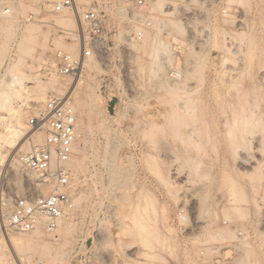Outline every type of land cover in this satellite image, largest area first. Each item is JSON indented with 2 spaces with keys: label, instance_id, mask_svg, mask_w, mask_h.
I'll return each instance as SVG.
<instances>
[{
  "label": "rangeland",
  "instance_id": "1",
  "mask_svg": "<svg viewBox=\"0 0 264 264\" xmlns=\"http://www.w3.org/2000/svg\"><path fill=\"white\" fill-rule=\"evenodd\" d=\"M15 1L23 2L24 6L21 8H25V11L18 9L21 10L18 12L19 23L13 28L14 32L10 31L11 45L0 59V82L6 83L11 78L10 74L5 73V68L15 53V40L12 38L27 26L32 28L35 41L30 44L31 48L29 46L27 52L23 51L21 57L23 56L27 73L33 80L28 81L23 97L14 100V106H23L22 111L28 123L38 108L40 110L45 105L35 101L33 97L38 90L37 86H49L48 91L53 87L51 78H58L68 85L66 92L74 88L71 79L53 75L54 73L46 74L44 71L46 65L54 67L56 51L70 53L68 45L73 47L74 39L67 36V32L61 28L63 26L58 24L60 15L54 11L52 4L55 0H51L52 5H48L50 0ZM152 1L155 0L147 1L145 11L150 13L147 16L155 13L157 20L145 27L151 33V39L157 35L159 40H153L149 49L155 50L158 45L163 50L155 63L158 74L152 69V59L140 51H143V44H139L135 50V63L148 84L145 93L139 97L137 95L138 98L132 105L126 103L122 83L118 87L119 73L115 69L113 76L116 89L120 92H115L110 103L104 89H101L103 84L100 69L97 67L94 71L96 74L92 73L101 83L96 90L98 97L105 100L107 108L110 107V110L107 109L110 112L108 111L106 125L110 129L112 152L117 154V161L124 167L121 182L110 194L95 190L98 179H103V184L108 186L110 173L96 164L93 157L91 148H101L105 144V137L97 129L98 120H93L90 126L93 128L85 136L89 150L85 152L88 171L87 174H81L82 180H87L83 191L90 198L88 202H83V206H76V216L73 217L75 229L70 244L65 248V262H52L264 264V179H261L264 178V0H165L161 10L150 12ZM84 3L83 5L87 4ZM9 4L11 5L10 2ZM109 7L113 9L114 6L111 4ZM128 19L132 21L131 18ZM110 23L116 34L112 21ZM116 25L118 26L117 22ZM131 26L129 24V29L132 28L131 31L134 32V27ZM81 29L79 22V30ZM130 34L123 41H116L120 55L128 54L126 39ZM161 39L168 48L158 44ZM55 42H61V46H57ZM1 45L0 42V50ZM170 69L180 72L178 81L172 82L168 78ZM35 78L42 84L37 83ZM171 89L172 92L174 89L173 94ZM2 91L9 90L2 87ZM0 93L2 94L1 91ZM53 95L58 94L50 89L47 99ZM98 103L101 101H97ZM29 106L31 108L28 110ZM134 107H138L139 112L136 113ZM0 111V115H7L0 117L1 135L11 118L4 110ZM236 115L239 119L250 117L258 125L255 124L251 132L247 130L250 134L241 130L240 126L239 129L236 127L237 130L235 126L234 130L233 127L230 130L228 126L234 125ZM78 118H81L79 112ZM176 123L181 126L177 127ZM176 127L180 129V134L175 130ZM238 130L242 133L244 131L247 136L244 133L239 135ZM230 131L238 133L235 132L236 136L232 133L230 137ZM37 133L33 135V140ZM228 135L230 138L237 137V140L234 138L235 140L230 141ZM26 139L30 144L29 136ZM77 140L78 146L86 149L84 139L81 137ZM92 141L94 144H91ZM241 158L245 162L249 160L247 164L257 159L261 161L256 167L258 170L251 172L253 177L258 175L255 177L257 181L263 175L259 183L254 182L255 178H251V173L242 174L243 171L238 169L241 164L239 162L243 160ZM238 170L242 171L241 174ZM231 184L236 188L234 197L238 200L243 196L241 203L239 200L232 204ZM96 201L100 204L99 207ZM236 209L241 210V214ZM69 218L71 216L67 221L71 222ZM62 233L63 228L59 235L56 233L51 236L48 233L45 239L57 240ZM81 239L86 245L79 248ZM79 249L82 250L78 254L80 257L78 261H74V252L77 254ZM34 257L40 260V255L36 254ZM46 260L42 262L53 264Z\"/></svg>",
  "mask_w": 264,
  "mask_h": 264
},
{
  "label": "built area",
  "instance_id": "2",
  "mask_svg": "<svg viewBox=\"0 0 264 264\" xmlns=\"http://www.w3.org/2000/svg\"><path fill=\"white\" fill-rule=\"evenodd\" d=\"M80 1L54 2L56 13L68 11L78 14L82 26L81 31L77 32L80 53L74 55L58 50L54 67L46 65L44 71L46 74L55 73L68 77L73 81L74 88L64 96L50 97L39 113L30 118V146L18 156L16 169L7 165L0 166V241L8 230L22 234L34 232L42 220L46 231L53 233L60 221L73 213L71 192L74 180L70 162L77 142L78 120L73 106V94L78 84L86 82L89 63L94 61L100 69L103 84L101 89H104V94L109 99L111 95L115 96L116 91L120 92L116 89L113 76L115 69L119 73L118 87L122 83L126 103H135L148 87L145 76L135 63V50L142 43V33L132 32L128 35V54L120 55L109 14L97 0H93L80 13ZM129 3V17L144 27L151 26V22L147 24V0H129ZM10 13V4L6 0H0V19ZM169 77L172 82H176L180 79V72L170 69ZM37 132L43 134L41 142H34L32 139ZM80 242L79 248L86 245L82 239ZM81 252V249L77 254L74 252L72 259L78 261V254ZM36 262L26 260L19 264H37Z\"/></svg>",
  "mask_w": 264,
  "mask_h": 264
},
{
  "label": "bare ground",
  "instance_id": "3",
  "mask_svg": "<svg viewBox=\"0 0 264 264\" xmlns=\"http://www.w3.org/2000/svg\"><path fill=\"white\" fill-rule=\"evenodd\" d=\"M8 3L10 2L11 5L13 7H11V13L8 16H5L3 18L0 19V42L2 43V47L0 50V59L3 55H5V53H7V49L9 48V46L11 45V43H9V35H10V31L13 30L14 27H16V23H19V16H18V12L22 10L25 11V8H21L24 6L23 2H18L16 3L15 0H6ZM37 1V0H36ZM87 3L86 5H83L84 2ZM93 1V0H92ZM91 0H81L80 1V6H79V12L82 13V11L86 8V6H88L91 2ZM101 6L106 10V12L109 14L111 21L115 27L116 30V41L117 42H121V40L123 41L125 39V36H127V34H130V32H132L131 30H133L132 28L129 29V24H132L131 27H134V32H140L143 35V40H142V44L141 45L142 50L141 51L142 54H145V56H149L152 60V69H154L153 71L156 72L158 74V72L156 71V69H158V67L155 65V63L157 62V57L159 56L160 52L163 50L158 48V45L156 47L155 50L152 49V51L149 49V46L151 44V42L154 40H159L158 36L156 35L155 37L157 38H153L151 39V33L149 32V30L139 24H134L136 22H134V20L132 19V21H130L128 18L129 15L127 13V10L129 8V0H97ZM148 2L150 0H147ZM165 0H155L151 2V9L150 12L153 10H161L162 6H163V2ZM213 1V0H212ZM247 1V0H245ZM50 4L48 5H52L54 6V1L51 4V0L49 1ZM83 2V3H82ZM90 2V3H88ZM214 2V1H213ZM239 2V1H238ZM84 3V4H85ZM165 3V2H164ZM113 4V9L110 8L109 6ZM237 4V3H236ZM149 5V4H148ZM211 6V5H210ZM249 6V5H248ZM51 7V6H50ZM112 7V6H111ZM13 8V11H12ZM18 11V9H20ZM38 10V9H37ZM123 11L125 12V14H123ZM21 12V13H22ZM110 12V13H109ZM35 13V12H34ZM246 13V12H245ZM60 15V19H59V23L62 29H64L65 33L67 34V36H71L74 39V46L71 47L68 45V48L70 50V53L74 54V55H78L79 53V41L76 40L75 37H77V32L81 31L79 30V18H78V14L77 13H72V12H68V11H64L61 13H57ZM150 14V13H148ZM155 14V13H154ZM153 14L150 16H147V24H149L150 22L157 20ZM241 14V13H240ZM127 15V16H126ZM254 15V14H253ZM255 16V15H254ZM113 17V18H112ZM5 18V20H4ZM78 19V20H77ZM241 20V19H240ZM244 21V20H243ZM116 22L118 24V26L116 25ZM158 22V21H157ZM152 24V23H151ZM150 24V25H151ZM177 25V24H176ZM247 25V24H246ZM264 25V24H263ZM31 26V25H30ZM81 26V23H80ZM179 26V25H178ZM33 27V25H32ZM71 27V28H69ZM178 28V27H177ZM183 28V27H182ZM61 29V30H62ZM181 29V28H180ZM77 30V31H76ZM182 30V29H181ZM248 30V29H247ZM260 30V29H259ZM222 31V30H221ZM14 32V30H13ZM76 32V33H75ZM224 32V31H223ZM251 32V31H250ZM254 32V31H253ZM16 33V32H15ZM241 33V32H240ZM157 34V33H156ZM12 35V34H11ZM14 35V34H13ZM160 35V34H159ZM223 35V34H222ZM237 35V34H236ZM247 35V34H246ZM69 36V37H70ZM161 36V35H160ZM235 36V35H234ZM255 36V35H254ZM233 37V36H232ZM60 38V37H59ZM62 38V37H61ZM78 38V37H77ZM235 38V37H234ZM245 38V37H244ZM15 41V53L12 56V58L10 59V62L8 66H6L7 68L5 73L7 72L8 74L11 75V78L9 80H7L6 83H1L0 82V91L2 92L1 94V98H0V109L4 110L8 116L11 118L8 123L4 126V130L0 135V166L3 165H7L12 169H16L17 167V158L18 156L24 152L25 150L28 149V147L30 146V144L28 143V140L26 139L28 136H30L31 134V127L28 125V123L25 120V115L23 113V106H14V100L16 99H21L23 96V92L26 90V86L28 81L33 80L31 78V76L27 73V67H25V64L23 63V56L21 57V55L23 54V51H26L29 49V46L31 48V45L33 41H35V36H34V32L32 30V28L28 27L23 29L22 31L18 32L14 38ZM11 39V40H12ZM55 39V38H54ZM63 39V38H62ZM61 39V41H62ZM65 40V39H64ZM72 40V39H70ZM77 41V42H76ZM232 41V40H231ZM13 42V41H11ZM71 42V41H70ZM56 43V42H55ZM61 43V42H60ZM59 42L56 43L57 46H61ZM123 43V42H122ZM161 44V46L164 48L167 45L165 44V42L161 39L158 44ZM231 43V42H230ZM63 44V43H62ZM119 44V43H118ZM14 45V44H13ZM65 45V44H63ZM72 45V44H71ZM166 45V46H165ZM252 45V44H251ZM67 46V45H65ZM169 46V44H168ZM237 46V45H235ZM243 46V44H242ZM250 46V45H249ZM176 47V46H175ZM71 48V49H70ZM168 48V47H166ZM252 48V47H251ZM250 49V48H249ZM165 50V49H164ZM169 50V49H168ZM234 50V49H233ZM256 50V49H255ZM240 51V50H239ZM250 51V50H249ZM251 51H253L251 49ZM228 52V51H227ZM255 52V51H254ZM184 53V52H183ZM249 53V52H248ZM164 54V53H163ZM181 54V53H180ZM251 54V53H250ZM262 55V54H261ZM144 56V55H143ZM235 56V55H234ZM138 57V56H137ZM148 57V58H149ZM251 57V56H250ZM162 59V57H161ZM221 59V58H220ZM241 59V58H240ZM1 61V60H0ZM243 61V60H242ZM224 62V61H223ZM237 62V61H236ZM204 63V62H203ZM234 63V62H233ZM24 64V65H23ZM199 65V64H198ZM205 65V64H204ZM32 66V65H31ZM250 67V66H249ZM193 68V67H192ZM97 69V66L95 64L94 61H92L91 63H89L88 65V77L86 82H84L83 84H78V86L76 87L74 94H73V106L74 109L78 115V112L80 113L81 118L77 120V125H76V129H77V139L78 138H83L84 142L83 145H85L84 147L87 146V139H86V133L91 126V123L93 122V120H98V125H97V129L98 132L100 134H103V136L105 137V144L103 145V147L101 148H96L93 146L92 149V153H93V157H95V161L96 164H100V166L104 167L105 169L108 170V173H110V176H108L109 174H107L108 178H109V184L108 186L103 184V179H101V181L96 182L97 185V192L98 193H105V194H110V192L116 188L117 186H119L120 182H121V178H122V173L124 172V167L122 164H120L117 161V154H114L112 152V147H111V134H110V129L107 127L106 125V119L109 117L108 115V111L110 110V107L107 108L108 106H106L105 100L102 101V98L100 99L97 95L96 90L99 89L100 86V81H98L95 77V75H93L92 73H94V71ZM203 70V69H202ZM248 70V69H247ZM262 70V69H261ZM195 71V70H194ZM234 71V70H233ZM236 73V72H235ZM155 74V73H154ZM231 74V73H230ZM55 75V73L53 74ZM192 75V74H191ZM195 76V74H194ZM234 76V75H233ZM236 76V75H235ZM240 76V75H239ZM254 76V75H253ZM196 77V76H195ZM193 77V78H195ZM68 78V77H66ZM192 78V79H193ZM37 78H35L36 80ZM224 79V78H223ZM40 80V78H39ZM52 81V85L54 89H52L51 87L49 88V90L47 91V88H43V86H37L38 90L37 92L33 95L35 101L39 102V103H46L47 100L52 97L50 96L47 99V94H50V89L54 90L55 92H57L58 95H53V96H64L67 92V86L66 84H64L63 82H61L60 80H58V78H55L53 80V78H51ZM183 80V79H182ZM185 80V79H184ZM254 80V79H253ZM37 81V80H36ZM34 82V81H33ZM230 82V81H229ZM8 83V84H7ZM37 83H41L39 81H37ZM36 83V85H37ZM42 84V83H41ZM233 85V84H232ZM254 86V85H253ZM2 87H7L9 91L5 92L2 91ZM169 87H175V86H169ZM250 87V86H249ZM258 87V86H257ZM36 88V86H35ZM84 88V90H83ZM167 89V88H166ZM170 89V88H169ZM4 90V89H3ZM78 90H83V91H78ZM35 91V90H34ZM170 91V90H169ZM4 92V93H3ZM30 92V91H29ZM52 92V91H51ZM171 94H173L172 89H171ZM169 92V93H170ZM243 92V91H242ZM28 93V92H27ZM258 94V93H257ZM27 95V94H26ZM254 96V95H253ZM115 96L111 95V99H113ZM26 98V97H25ZM28 98V96H27ZM30 98V97H29ZM28 98V99H29ZM101 101V103L97 104L98 100ZM111 99H108L111 103ZM258 99V98H257ZM26 100V99H25ZM107 101V100H106ZM186 101V100H185ZM24 102V101H23ZM248 102V101H247ZM26 106H28L27 102ZM259 103V102H258ZM115 105V103H114ZM187 105V104H186ZM195 105V104H194ZM44 106V105H43ZM110 106V105H109ZM192 106V105H191ZM31 108L30 106L28 107ZM42 109V107H40V110ZM109 109V110H107ZM125 109V108H124ZM132 109V108H131ZM136 113L139 112V108H135ZM39 108L36 111L35 114L39 113ZM127 110V108H126ZM129 110V109H128ZM258 110V109H257ZM130 111V110H129ZM128 111V112H129ZM134 111V110H133ZM2 112V111H0ZM4 112V113H5ZM110 112V111H109ZM262 112V111H261ZM1 114V113H0ZM173 114H175L173 112ZM247 114V113H246ZM252 114V113H251ZM250 115V114H249ZM253 115V114H252ZM251 115V116H252ZM7 117V115H0V117ZM86 118H84V117ZM178 117L176 115H173V117ZM172 117V118H173ZM179 118V117H178ZM235 122L233 123V126H228L230 127V130H233L238 126L244 128L241 130H244L245 133L248 131H252V129L254 128L255 124L258 125V123H254L252 121V118L248 117L245 119H239L236 115V118H234ZM258 121V120H257ZM262 121V120H260ZM259 121V123H260ZM263 122H261L262 124ZM153 124V122H152ZM219 124V123H218ZM177 125V123H176ZM180 124L178 123L177 127ZM232 125V124H231ZM243 125V126H241ZM256 125V127H257ZM154 126V125H153ZM156 126V124H155ZM175 126V125H174ZM181 126V125H180ZM235 126V128H234ZM151 127V126H150ZM158 127V125H157ZM176 127V128H177ZM239 127V128H240ZM263 127V125H262ZM149 128V127H148ZM153 128V127H152ZM151 128V129H152ZM155 128V127H154ZM177 133H179L180 129H176ZM236 128V130H237ZM238 128V129H239ZM229 129V128H227ZM262 129V128H261ZM264 129V128H263ZM92 130V129H90ZM201 130V129H200ZM239 131V135L242 133V131ZM248 130V131H247ZM257 130V129H255ZM243 131V133H244ZM250 131V132H251ZM92 132V131H91ZM176 132V131H175ZM236 132V131H235ZM234 131H232V133H234V136H236ZM236 132V133H238ZM255 132V131H254ZM228 133V132H227ZM231 131L229 132V135L231 137L232 135ZM243 133L241 135H243ZM247 136V134H245ZM176 134V133H173ZM187 134V133H186ZM196 134V133H195ZM250 134V133H248ZM253 134V133H252ZM259 134V133H258ZM150 135V134H149ZM153 135V134H152ZM228 135V137H229ZM255 135V134H254ZM154 136V135H153ZM152 136V137H153ZM157 136V135H156ZM188 137H190L188 135ZM202 137V136H201ZM229 137V138H230ZM240 137V136H239ZM242 137V136H241ZM240 137V138H241ZM33 138V136H32ZM155 138V137H154ZM235 138V137H234ZM234 138H230L234 139ZM237 138V137H236ZM235 138V139H236ZM247 138V137H246ZM26 139V140H25ZM195 139V138H194ZM234 139V140H235ZM43 140V134L41 133H37V135L34 138V142H41ZM150 140H151V135H150ZM183 140V139H182ZM181 140V141H182ZM199 140V139H198ZM233 140V141H234ZM237 140V139H236ZM243 140V138H242ZM241 140V141H242ZM78 141V140H77ZM94 141V139H93ZM91 142V144L94 142ZM155 141V140H154ZM184 141V140H183ZM186 141V140H185ZM229 141V142H230ZM240 141V140H238ZM244 141V140H243ZM242 141V142H243ZM254 141V140H253ZM248 142V141H247ZM234 143V142H233ZM263 143V142H262ZM261 143V144H262ZM90 144V147H92ZM193 144V143H192ZM200 144V142H199ZM232 144V143H231ZM237 144V143H236ZM96 145V143H95ZM102 145V144H101ZM197 145V144H196ZM247 145V144H246ZM89 146V145H88ZM156 146V145H155ZM235 146V143H234ZM233 146V147H234ZM194 147V146H193ZM197 147V146H196ZM200 147V146H199ZM232 147V148H233ZM245 147V146H244ZM260 147V146H259ZM258 147V148H259ZM88 147H86L87 149ZM235 148V147H234ZM238 148V147H237ZM250 148V147H249ZM257 148V149H258ZM261 148V147H260ZM85 148L82 149L78 146V143L76 142L75 144V150H74V156L70 162V169L72 170V176H73V180H74V189L71 192L72 198H73V202H74V211L73 213H71V218H69L71 220V222H68L67 218H64L60 221L59 223V227L57 228V230L53 233L48 234V232L46 231L45 227H44V221L42 220L41 225L32 233H28V234H22V233H17L18 235H13L11 233H16L13 231L8 230L7 233L4 234V236L2 237L1 241H0V264H19V261L24 262L26 260H37V264H44L45 262H42L43 260H49L51 263H53L52 261H56V262H65V257L67 256V250H65V248H67V245L70 244L71 242V237L73 238V232L75 229V224H73V217L76 216V206L79 205L83 206V202L87 201L88 198H90L88 195L85 194V191H83V187L84 184L87 182L82 180V175L81 174H87L86 172L88 171L87 169V161L86 158H88L85 154V152L89 151L88 149L86 150ZM200 149V148H199ZM236 149V148H235ZM232 150V149H231ZM250 150V149H249ZM262 150V149H261ZM234 152V150H232ZM260 150H257V153L261 154L260 152H258ZM238 152V151H237ZM236 153V152H234ZM241 154V153H240ZM237 154H235L236 156ZM211 156V155H209ZM239 156V155H238ZM250 156V155H249ZM252 156V155H251ZM258 157L260 158L261 156L258 155ZM244 158V157H243ZM241 158V159H243ZM246 158V157H245ZM257 158V157H256ZM253 159H255L253 157ZM88 160V159H87ZM248 160V159H247ZM262 160V159H261ZM209 161V160H208ZM211 161V160H210ZM209 161V162H210ZM242 161L244 163H242ZM240 167L238 166V169L240 168L244 174L253 172L254 170H258L257 165H260L259 159H257V161H252L249 162L247 164V162L244 161V159L242 160ZM259 163V164H258ZM209 164V163H208ZM262 165V164H261ZM73 168V169H72ZM104 169V170H105ZM239 171L240 174L242 171ZM262 171V170H261ZM95 172V171H94ZM98 172V171H97ZM99 173V172H98ZM102 173V172H101ZM208 173V172H207ZM262 175V174H261ZM261 175L259 176V179L261 178ZM99 176V175H98ZM103 176V175H102ZM245 176V175H244ZM250 177V176H249ZM253 177L252 173H251V178ZM255 177H258V175H256ZM253 177V178H255ZM263 177V175H262ZM101 178V177H100ZM85 180V178H83ZM256 179V180H255ZM254 179V182L257 181V178ZM258 179V181L256 183H259V181H261ZM264 181V180H263ZM95 183V182H94ZM255 183V184H256ZM261 183V182H260ZM122 184V183H121ZM208 184V182H207ZM257 185V184H256ZM255 185L256 189L257 186ZM261 185V184H260ZM261 187V186H260ZM120 189V188H119ZM264 189V188H263ZM115 190V189H114ZM231 193L233 192L232 195V199H233V203H237V201L241 200L243 198L240 197L239 195H237L238 193H236V196H239L238 200L235 196V192H236V188L234 185L231 184ZM93 193V192H92ZM264 194V193H263ZM88 196V197H87ZM92 196V195H91ZM109 197V196H108ZM119 197V196H118ZM123 198V197H121ZM125 198V197H124ZM123 198V199H124ZM236 198V199H234ZM207 199V198H206ZM230 199V198H229ZM88 202V201H87ZM97 202V201H96ZM222 202V201H221ZM228 202V201H227ZM232 202V201H231ZM243 202V201H242ZM98 203V202H97ZM103 203V202H102ZM239 203V204H240ZM250 203V202H249ZM257 203V201H256ZM259 203V202H258ZM85 204V203H84ZM130 204V203H129ZM217 204V203H216ZM87 205V204H85ZM99 203H98V207H99ZM126 205V204H125ZM132 205V204H131ZM218 205V204H217ZM121 206V205H119ZM220 206V205H219ZM233 206V205H232ZM235 206V205H234ZM96 207V204H95ZM118 208V207H117ZM126 208V207H125ZM79 209V208H78ZM201 209V207H200ZM235 209V207H234ZM233 209V210H234ZM241 209V208H239ZM260 209V208H259ZM141 210V209H140ZM238 211V209H236ZM256 210V209H255ZM139 211V210H138ZM232 211V210H231ZM235 211V212H237ZM241 211V210H240ZM238 211V213L240 212ZM257 211V210H256ZM237 213V214H238ZM144 214V213H143ZM241 214V212H240ZM243 214V213H242ZM228 214H226L227 216ZM241 216V215H240ZM135 217V216H134ZM137 217V216H136ZM229 217V216H227ZM243 217V216H242ZM138 218H140L138 216ZM138 220V219H137ZM142 220V219H141ZM144 221V220H143ZM63 228V233L61 234L60 238L57 240H52V241H47L45 239V235H51V236H55L56 233L58 234L60 232V230ZM144 228V227H143ZM145 229V228H144ZM212 231V230H211ZM221 231V230H220ZM218 232V231H217ZM222 233V231H221ZM59 235V234H58ZM216 235V234H215ZM218 235V234H217ZM216 235V236H217ZM53 238V237H52ZM147 239V237H146ZM145 239V240H146ZM246 248V247H245ZM247 252V251H245ZM38 254L40 255V260H38L37 258L34 259L35 255ZM249 254V253H248ZM249 256V255H248ZM251 257V256H250ZM245 258V257H244ZM46 260V261H47ZM49 264V263H48ZM54 264V263H53Z\"/></svg>",
  "mask_w": 264,
  "mask_h": 264
},
{
  "label": "water",
  "instance_id": "4",
  "mask_svg": "<svg viewBox=\"0 0 264 264\" xmlns=\"http://www.w3.org/2000/svg\"><path fill=\"white\" fill-rule=\"evenodd\" d=\"M115 102H116V100H115Z\"/></svg>",
  "mask_w": 264,
  "mask_h": 264
}]
</instances>
